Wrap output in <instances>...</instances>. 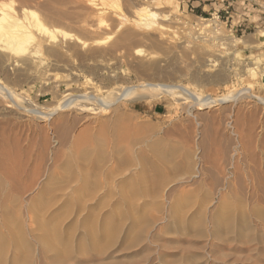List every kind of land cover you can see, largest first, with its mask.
I'll return each instance as SVG.
<instances>
[{"label":"bare ground","instance_id":"bare-ground-1","mask_svg":"<svg viewBox=\"0 0 264 264\" xmlns=\"http://www.w3.org/2000/svg\"><path fill=\"white\" fill-rule=\"evenodd\" d=\"M15 1L16 0H12L11 3H7V1H0V54H6L8 63L10 64L11 62V64L18 69L21 66L26 67L28 65V63H26L25 61L26 58H29L30 60L37 58L36 56L41 53V50L45 45L49 46L59 43V47H61V44L65 46L66 43L70 42L74 43V45H79L82 49L91 46H103V44L105 45V42L107 40L94 39L95 41L89 42L73 33H69L60 28H57V26L68 25L71 27H77L83 32L90 33L95 29V26L91 24V22H93L92 20L96 18L99 19V16L101 15L100 12L107 13V10L119 9L121 2V0H17L20 2V4L18 6L19 8L15 9L13 6V3ZM36 1H38V3L46 5V10L49 15L48 18H50L53 22L51 26L39 20L37 13L27 7V4L29 2ZM129 2L133 4L143 3V5H141V13L137 20L131 19L134 22L133 28L130 29L125 27V29L127 28V31H125L124 33L121 32L122 34L120 35V38L117 39L116 43L113 42L115 43L114 46H110L111 50H113L114 48V50L118 51L119 48H123L124 46H131V44L134 42H143V45H146V43L150 44L156 51H163L168 59L161 60L153 52L144 55V58L141 59L140 62L141 65L139 71L142 72L144 76H148L150 80H147V82L139 83L136 86L126 87L122 89L117 97H114V99L112 98L113 101L111 99L108 100V98H101L96 95L86 93L84 95H73L72 97L67 98L51 113L44 112L40 109L30 110L31 113L34 114L39 121L48 122L56 114L62 111L64 112L65 110L73 109L75 107L84 109L88 108V102L94 103V105L96 104V106H98V108H101L103 111H108L123 100L135 101L147 97L148 95L152 96L153 94L154 96H156V94H172L176 90L180 91L186 98L191 99L198 104L204 105L206 106V108H210L214 103H219L222 105L228 104L232 98H235V96L231 95V97L227 95L220 98H214L210 95L203 96L200 94H196V92L192 90L191 87H188L186 85H178V83L177 85L169 83H159L158 80L156 81V79H166V77L169 78L170 76L175 74L185 73V70H183L182 68L180 69L179 67L178 69L174 67L173 63H176L180 58H184V60L186 58L190 61V59H192L191 56L198 51L200 52V58H198V61L203 59L202 61L204 62L205 59V61L207 60V62L209 63L205 65V67H207L208 69L204 71L206 73L207 80L209 82L225 81L226 78H228V72H226L227 69L225 70L224 66H226L227 63L231 61L229 58L230 56L228 58L220 56V58L215 59L217 56L215 54V50L212 48L213 41H216V39H218L219 37V41H226V43L223 42V45H225V47H233L235 46L234 40H236L239 44L253 43L251 40H243L241 38L231 39L228 37L223 40L220 36L225 35L226 31L224 30V27L221 25V23L216 20L213 22V24L207 23L203 20L199 21V31H201V33L193 32L191 28L189 32H187L188 30H186V32L176 31L172 26L184 25V23L182 21L181 23L174 18H170V15H167L164 13V11H161L162 6H166V8L175 6L174 0H167L164 2H162V0H129ZM127 19L128 18L126 16L123 17L124 21H127ZM117 24L119 28L120 26L124 25V22H117ZM99 26H103L102 21ZM207 29H212V33L215 36L214 40L206 38L204 33ZM263 36L264 33L262 30H260L257 34V38H262ZM257 38H254V46H256L257 44ZM251 46L253 47V45ZM49 50L51 51V48ZM55 53L61 56L63 55L62 57H64V51L62 50V47ZM69 53L70 52L68 51L67 57ZM102 53H105V51H102ZM141 53V49H137L135 51L136 55L140 56ZM53 54L51 53V55ZM79 54L80 52L78 53V55ZM90 54H87V57H89L88 55ZM95 54L94 56L98 59H100L103 55ZM104 56L105 54L102 58H104ZM236 57L237 55L235 56V58ZM88 59L91 61V58ZM98 59H96V61ZM218 59H222V66L218 71H216L214 68L216 67V62ZM262 60L256 57V60L253 63L254 67L249 69L248 72V86L242 91L238 90L239 94L237 95V97H249L251 99L257 100L264 105V99L253 92V88L257 85L256 80L258 76L261 75L259 73V70H261L260 68L262 65ZM99 63L97 65L95 64V67L91 70L104 72L105 70L108 71L110 69L107 68L108 64H102L104 62H102L101 64ZM191 63L192 64H190V69L192 71L191 74L193 75L192 78H198V75L201 72V65H199L197 61H193ZM1 64L2 63H0V68L2 67ZM5 65H7V63ZM87 67L90 68L89 66ZM73 70H75V68H71V71ZM236 70H239V68ZM79 72L81 71L77 70L76 73H72L71 75H75L77 77ZM236 73H239L241 75L240 72L236 71ZM245 73H247V70ZM245 78L247 77L244 76L243 81H245ZM239 80L243 82L242 79ZM89 81H91V79ZM0 90L4 93L3 96L9 98L12 103H16L12 91L9 88L3 86L2 83H0ZM107 91L108 90H105L104 92ZM238 91L236 90V92ZM90 108L88 110H90ZM98 108L95 107V109ZM125 115L127 114L124 113V115H122L124 116V120L128 119ZM248 118L239 119L240 125L242 123L241 121H247ZM120 120L121 118L112 119L113 123H117ZM125 122V124L128 125L127 121ZM109 123L110 120L108 119L101 121L100 124L103 130ZM123 123L124 122L120 123V126L123 125ZM122 127L124 129V125ZM86 128H84V130ZM91 129L92 128H87V132L86 130H83L84 136L86 134L90 135V133L88 132ZM134 132H137L136 134L138 135V133H140L141 131ZM62 133L63 134L61 135V139L63 141H66L68 132L64 131ZM80 133L83 134L82 132ZM119 133V130L118 132H113V135L109 136V138L112 137L113 141L115 142H127L128 139L125 136L126 132L122 137H120ZM147 133L150 134L147 135ZM89 135H86V137L88 136L89 138L91 136ZM155 135V133L151 132V128H147L145 140L140 139L138 141H133V138H129L130 142L131 140L133 141L132 143H130L132 145H130L129 147L118 145L114 147L111 144L114 147L112 153L108 152L105 139L103 137H99L97 135L94 136L96 140L92 139V141L94 140L97 142V144L95 143V147H93L94 145H92V143L94 142H92L91 139H88V141L92 142V147L91 145L87 144L83 145V142H80L81 138L83 141L84 136L81 137L82 135H79L76 138L74 137L75 139L71 144L75 145V143L79 144L80 142L83 146L77 149L76 153L74 152L75 155H72V158L75 156V158L79 160L78 169L76 170V172L74 171L73 165L76 162H73L71 158H68L67 162H64V164L62 163V167L61 165L59 166V168L61 167V170L63 169L66 172V176L64 177H58L60 173L57 175V173L53 171H51L53 173H48V167L43 172L42 164L38 166L35 165V167L29 169L27 175L19 176V174V177H16L12 172L14 164V156L12 155L14 154H12L10 149L7 148L5 150V160L3 161L2 158H0V264H36V259H38L39 257H41L45 261V264H67V260L70 256L72 257V255L74 254L84 255L85 253L89 252L99 257V261L91 264H121L120 262H122L123 258H118V253L146 243L149 241V239H153L152 242H154L155 244H159L162 242L163 237L167 238L166 236H168L169 238L180 236L182 239L187 240L188 245L189 247H191V249L196 246L195 243L193 244V240H205L204 242H209L210 239L219 241L220 243H222V245L227 244V246H230L233 243H237L238 245L240 244L239 246H245L256 243L257 241H259L260 243H264V230L257 231V227H255L254 225L255 222L253 223V220L256 219L257 221L262 223V225L264 224V201L260 199L258 194V190H260L259 185L261 183L259 181L261 177H258V175H254L253 177L251 175L253 179V181L251 182H253V184L250 186V189L245 196L242 193L233 192V189H231L232 186L230 187V185L227 187V189L225 187V192L220 195V199L219 201H217L218 205L215 208L199 209L201 208L200 206L199 208H197L198 212L193 211L195 212L194 215L192 214L193 216H189V212L187 215L185 214L187 212L183 213L179 210H169L171 211V214L167 218L168 224L160 228V230L156 234L154 233L155 235L153 234V237L150 238V230L154 228V225H156L158 219L155 218L157 221L155 219L153 220V215H151V218H148V216L146 217L148 213L146 215L145 213H143L145 212V207L138 206V203V205L135 204L136 202L134 203V200H132L133 197L136 198L140 195V197L137 198H139V201H141V195H156L160 193L163 199L162 202H160L162 207L160 208V206L158 205V199V203L156 202V205H158L160 208H158L157 210H160L159 212H161V210L163 211L166 209L165 204L171 203L168 199L167 192L170 190V188L173 187L172 183L176 181L177 187L179 188L183 184L190 182L192 179L194 180V178H199L198 175L200 172L196 152H194L190 148L182 149L181 147H179V145L166 140L167 138L165 139L162 137H155ZM136 137L137 136H134V138ZM139 137L141 138V134ZM86 140L84 139V141ZM67 144L69 143L67 142ZM111 160H113V163L111 162L112 165L109 164ZM21 168L22 166L20 167V169ZM20 169L18 170L19 172ZM258 169L256 170L257 172ZM26 171L27 169L25 168L24 173H26ZM170 180L171 182L168 183ZM175 191H178V189H176ZM207 194L208 195L205 196V198L207 197V199H209L208 197H210L211 194ZM26 195L28 197L30 196L29 199H27L28 197H25ZM107 195L108 197H110V199L108 198L109 201H106L107 198H104L105 200H103V197H106ZM115 197L117 198L116 200ZM208 201L209 202H205L207 205H210V203L213 204L214 199L211 197ZM190 202L191 201L188 199L187 203ZM113 204H120L124 207L121 209L115 207L113 208ZM136 205L138 207H135ZM54 206H57V213L61 211L63 212V210H65L64 213L66 215V219L63 220H65L64 222L69 220L70 223H68L70 224V226L68 227L71 228H63V224L59 223L61 225L58 226V224H55L51 231L48 229V223L52 224L51 221H58V217L60 216H55L57 213H53V215H55H50V217L48 218V208H53ZM203 206H205V203L203 204ZM153 207L157 206H155L154 204ZM23 215H27L29 222H27L26 219L23 220ZM48 219L50 220L48 221ZM65 224L67 225V223ZM60 241L61 244L63 243V246L60 244ZM57 242H59V244L63 248H61V246L58 245ZM167 244L177 246L183 245V243H181L178 238L172 240L169 239ZM160 245H162V243ZM162 246H164V243ZM120 247H122L123 249ZM165 247H167V245ZM212 247H214V245H211L210 248ZM49 254H53L54 256H49ZM115 254L117 256H115ZM222 254L224 255V253ZM161 255V258L164 259L162 253ZM177 256L176 258L180 260H193L192 262H194V259L197 260L198 258L197 254L190 252L185 255ZM84 257L85 256H83V258ZM78 258L75 260H78ZM173 260H175V258ZM74 261L70 260V262Z\"/></svg>","mask_w":264,"mask_h":264},{"label":"rangeland","instance_id":"rangeland-1","mask_svg":"<svg viewBox=\"0 0 264 264\" xmlns=\"http://www.w3.org/2000/svg\"><path fill=\"white\" fill-rule=\"evenodd\" d=\"M0 1H5V2L7 1V3L12 2V0H0ZM164 1L167 0H162V2ZM174 3L175 6L173 7L166 8V6H162L161 11H164L165 14L170 15V18L172 19L174 18L175 20H178L180 22L182 21L184 23V25L172 26L174 27L173 29L181 32L184 31L186 32V30H188L187 32H189L191 28L193 32L201 33V31H199L200 29L199 21H202L201 18L206 19L207 23L213 24L215 20H213L212 15L214 11H218L220 8V6L217 5H213V9L211 10L209 7H207L206 11L200 16L192 12L190 8L187 7L186 1L184 2L183 0H174ZM19 4L20 2L16 0L13 3L14 8L15 9L19 8L18 7ZM233 4L236 8L239 7L246 8L245 11L248 10L249 13L253 12L252 16L254 15L255 16L252 18V20L255 22L258 20L257 17L258 12L261 11L260 12L261 14L259 15H262V13H264V0H256V1L236 0L233 2ZM141 5H143V3L133 4L130 3L129 0H121L119 9L107 10V13L100 12L101 13V15L99 16L100 18L98 19L95 17L96 19L92 20L93 22H91V24L95 26V29L93 28L94 31L90 33L83 32L77 27H71L68 25L57 26V28H60L69 33H73L89 42H93L96 39L107 40L105 42V45L103 44V46L102 45L91 46L82 49L79 45L77 46L76 44L74 45V43L68 42L66 43L67 45L65 44V46L61 44L62 50L64 51V57H62L63 55L61 56L55 53L57 50L61 48L59 47L60 46L59 43L53 44L54 46L49 45L50 47L48 45H45L42 48L41 53L38 56H36L37 58L31 60L29 58H26L25 60L26 63H28V65L29 64L31 65L29 66L27 65L26 67L21 66L19 67V69L13 66L11 62L10 64L8 63L6 54H0V63H2L1 64L2 67L0 68L1 71L0 83H2L3 86L9 88L12 91V93L14 94V100L16 102V103H12L9 100V98L3 96L4 93L0 90V158H2V160L4 161L6 158L5 150L7 148L10 149L11 153L14 154L12 155L14 156L13 157L14 164H13V168L12 167L11 168L13 169L12 172L16 177L27 175L29 169L35 167V165L38 166L41 164H42L43 172L48 167V173L56 172L57 175L60 173L58 177H62V176L64 177L66 176V172L63 169L61 170L60 168L62 167L64 162L68 161L67 160L68 158H71L73 162H76L73 165L74 171L76 172V170L78 169L79 160L76 159L75 156L73 157L74 158L73 159L72 155H75L77 149H79L82 146L81 145L82 142L83 145L84 144L91 145V143L94 142L92 143V145H94L93 147H95L97 142L94 141L96 140L94 136L97 135L99 137H103L105 139V143L107 146L106 148L108 149V152L112 153L114 147L117 145L123 147L126 146L129 147L130 145H132L130 143H132L135 140L136 141L140 139L145 140L147 128H151V132L156 134L155 137H162L165 139L167 138L166 140L171 141L176 145H179V147H181L182 149L184 148L192 149L194 152L197 153V161L199 164L198 167L200 168V172L202 175L199 172L200 175V176L198 175L199 178H194V180L192 179L190 182L183 184L184 186L182 185L179 188L177 187L176 181L172 183L173 187L170 188L169 191L170 192L175 191L176 189H178V191L171 193L169 191L167 192L168 199L171 203L165 204L166 209L163 211L161 210L162 214L161 212H159L160 210H157L159 206L160 208L162 207L160 202H162L163 199L160 193L156 195H143V196L141 195L140 198L142 199L141 201H139V198H137L140 197V195L137 196L136 198L133 197L132 199L134 200L133 201L134 203L136 202L135 204L137 203L139 204V205L137 204L138 206L145 207L144 209L145 212L143 213H145V215L147 213L150 214V215L147 214L146 217L148 216V218H151L152 217L151 215H153L154 217V218L152 217L153 220L155 218L158 219V221L155 219L158 222V224L156 222L154 228L150 230L151 236L150 235L149 236L151 238L153 237L154 233L156 234L160 230V228L168 224L167 218L171 214V211L169 210H174V211L179 210L182 211L183 213L187 212L185 213L187 215L189 212V216H191L192 214L194 215L195 212H198L197 208H199L200 206L201 208L199 209L215 208L218 205L217 201H219L220 195L225 192L224 190L225 187L227 189L229 185L230 187L232 186L231 189H233L232 190L233 192L235 193L239 192L244 194L245 196L248 190L250 189V186L253 184V182L251 181H253L252 177L254 175L255 176L258 175V177H261V179L259 180L261 183L259 185L260 190H258V194L260 199L264 201V161H263L264 160V105L258 102L257 100L251 99L249 97H243V96L237 97L239 91H242L248 86L247 85L248 84L247 82L249 81L248 72L249 69L254 67L253 63L255 62L257 57L263 60L260 68L261 70H259V73L261 75H259L256 80L257 85L255 84L256 86L253 88V92L264 99V58H262L264 57V36L262 38L259 37L257 38V34L259 33L260 30L263 31V28L257 29L256 31L253 30L248 31L245 34L237 31L235 26L237 23L236 20L234 22H231V20H229L228 25L226 26L224 24L226 22V19L221 14L220 23L224 27V30L226 31L225 35L220 36L223 40L226 39V37H228L231 39L233 38L234 39L241 38L243 40L248 39L253 42L250 44H239L236 40H234L235 46L225 47V45L223 44L226 43V41L225 42L222 40L219 41L220 39L219 37L218 39H216V41H213V44L215 45L212 44V48L215 50V54L217 56L215 59L220 58V56H224L225 58H228L230 56L229 58L231 61L228 62L226 66H224V69L225 70L227 69L226 72H228L227 75L228 78H226L225 80L227 82L225 81H221L222 83L209 82L207 80L206 73L204 71L208 69L207 67H205V65H207L208 62L207 60L205 61V59H204L205 63L202 61L203 59L202 60L199 59L201 62L198 61V58H200V52L198 51L191 56L192 59H190V61L187 60L186 58L185 60L184 58L183 59L180 58L179 60H177L176 63H173L174 67L178 69L179 67L180 69L182 68L183 70H185V73L175 74L170 76L169 78L166 77V79L165 78L156 79V81L158 80L159 83H169L176 85L178 83V85L179 84L184 86L186 85L188 87H191V89L194 90L196 94H200L203 96L210 95L214 98H220L222 96H227V95L229 97L235 96V98H232L228 104L222 105L219 103H214L211 105L210 108H206V106L198 104L195 101L186 98L180 91L176 90L172 94L169 93L161 94V95L156 94V96H154L153 94L152 96L148 95L147 97L135 101L123 100L120 101L115 106H113L108 111H103L101 108H98L96 104L94 105V103L88 102L87 104L88 108L84 109V108L75 107L73 109L65 110L64 112L62 111L56 114L48 122L39 121L36 118V116L31 113L30 110L40 109L44 112L51 113L67 98H70L73 95H84L86 93H90L91 95L93 94L101 98H108V100L111 99L113 101L114 97H117L122 89L126 87L136 86L139 83L147 82V80H150L148 76L147 77L146 75L144 76V74H142V72L139 71L141 65L140 64L141 59L144 58L143 57L144 55L153 52L158 56L159 59L167 60L168 57H166V54L163 51L160 50L156 51L152 48L150 44L146 43V45H143L142 44L143 42L141 43L134 42L131 44V46L126 45L127 47L124 46L123 48H119L118 51L114 50V48L113 50H111V47L114 46L117 39L120 38V35L125 31H127L126 30L127 28L130 29L133 28L134 22L131 19L137 20V18L141 13L140 12V10L142 9ZM27 7H29V9L36 12L38 15V19L41 20L43 23L49 26L53 24L51 19L48 18L49 15L46 10L45 4L38 3V1L29 2L27 4ZM124 16L128 18L127 21L123 20ZM262 16L264 17V14ZM101 21L103 24L102 27L99 26L101 24ZM121 21L124 22V25L118 28L117 22L121 23ZM125 27L127 28L125 29ZM212 32H213L212 29L206 30L204 34L207 39L209 38L212 40L215 39V36ZM254 38H257L258 40L256 41L257 43L256 46H254L255 45ZM217 43L219 46L217 45ZM251 45H253V47ZM50 48L51 51L49 50ZM137 49L142 50L140 56L135 54V51ZM245 49H248L249 51L245 53L244 52ZM68 51L70 52L69 53L70 55L68 54L67 57ZM102 51L103 52L105 51V53H102ZM79 52L80 54L78 55ZM51 53L54 54L51 55ZM87 54H90L88 55L89 57H87ZM94 54L95 55L105 54V56L107 57L104 56V58H102L103 57L102 55L101 58L99 57L101 59L100 60L96 58ZM113 54L116 56H114ZM236 55L237 57L235 58ZM69 56L71 57V59ZM162 57H164L165 59ZM88 58H91V61ZM96 59L98 60L96 61ZM84 60L85 61L87 60L88 63L87 61L85 62ZM221 60L222 59H218L216 62V67L214 68L216 71H218L222 66ZM193 61H197V63L201 65V72L198 75V78L200 77L199 82H198V78H192L193 75L191 74L192 71L190 69L191 66L190 64H192L191 62ZM6 63L7 65H5ZM98 63L99 64L102 63L104 65L108 64L107 68L110 69L108 71L105 70L104 72L91 70L95 67V64L97 65ZM56 65H60V66H56ZM87 66H89L90 68H88ZM71 68H75V70L71 71ZM238 68L239 70H236ZM77 70L81 71L79 72L77 77L75 75H71L72 73H76ZM246 70L247 73H245ZM236 71L240 72L241 75L239 73H236ZM107 72L111 74H108ZM244 76L247 77L245 78V81H243ZM88 79L89 80L91 79V81H89ZM239 79H242L243 82H241V80ZM105 90L108 91L104 92ZM199 90L202 91L200 92ZM236 90L239 91L236 92ZM95 107L98 109H95ZM89 108L90 110H88ZM124 113L127 114L125 115L128 118L126 120H124L123 119L124 116H122L124 115ZM89 116L92 118H90ZM240 117L242 119L248 117L249 118L247 119V121H241L242 123L240 125V120H239L241 119ZM114 118H121V120L117 123L114 121L115 123H113L112 119ZM107 119L110 120V123L108 124L109 126L107 125L103 130L100 123L101 121ZM121 121L124 122L123 123L124 129L122 127L123 125L120 126V123H122ZM125 121H127L128 125L125 124L126 123ZM86 127L92 128L88 132L90 133L91 136L89 134H86L87 132ZM84 128H86L85 134L89 135L90 136L89 138L88 136L86 137V135L84 136V132H83ZM118 130L120 132L119 133L120 137L124 136L126 132L125 136L128 139L127 142H123V141L115 142L113 141L112 137L109 138V136L113 135L112 134L113 132H118ZM64 131L68 132L66 141H63L61 139V135L63 134L62 132ZM134 131H138L140 133H138L137 135L136 134L137 132ZM80 132H82L83 134H81ZM140 134H141V138L139 137ZM148 134L150 133H147V135ZM79 135L80 136L82 135L81 137L84 136L83 141L81 138L80 140L81 143L80 142L79 144L75 143L76 146L71 144L73 143L74 139ZM134 136H137L138 138L137 137L134 138ZM129 138L130 139L133 138L132 139L133 141L131 140L130 142ZM84 139L87 140L84 141ZM88 139L89 140L91 139V141L92 139L94 140L91 142L88 141ZM67 142L69 144H67ZM112 142L115 144H113ZM18 150L20 151V154ZM17 154H19L20 156ZM2 155L4 156V158ZM111 162L113 163V160L110 161L109 163L110 165H112ZM60 165L61 167L59 168ZM21 166L22 168L20 169ZM18 168L20 169V172L18 171L19 170ZM25 168L27 169L26 173H24ZM257 169L259 173L256 171ZM170 182L171 180L168 183ZM183 188L186 190H184ZM207 193L211 194V196L208 197L209 199L211 197L214 199L213 204L211 203L210 205L206 204V202H209L208 201L209 199H207V197L205 198V196L208 195ZM25 197L27 198L28 196L26 195ZM29 197L27 199H29ZM104 198H107L106 201L107 200L109 201L110 199L108 195L106 197H103V200H105ZM116 199L117 198L115 197V200ZM188 199L191 201L190 203H187ZM203 201L205 203V206H203L204 204ZM156 202L158 203L159 206L156 205ZM153 203L157 207H153L154 206ZM114 205L115 204L112 205L113 208L115 207L121 209L124 207L123 205L120 204H117L115 206ZM137 205L135 207H138ZM51 207L48 208L49 211L48 218L50 217V215L52 216L53 213L56 214L58 211V209L56 208L57 206H54L53 208ZM61 212H58L56 215L54 214L55 216L60 215L58 217L59 218L58 221L55 222L51 221L52 224L48 223V229L50 231L53 229V226L55 224H58V226L63 224L62 225L63 228L64 227L71 228L68 227L70 226L69 220L66 222H64L65 220H63L66 219V215L64 213L65 210H63L62 212L64 215ZM22 218L23 220L26 219L27 222H29L27 215H23ZM49 220L50 219H48V221ZM65 223H67V225ZM253 223L255 227H257L256 228L257 231L264 230V224L262 225V223H260L256 219L253 220ZM166 237L167 238L163 237L161 242L162 245L164 243V246L160 245L161 243L155 244L154 242H152L153 239H149V241L146 243H143L136 247H132L131 248L132 250L131 249L124 250V252L118 253L117 254L118 258L120 259L123 258L122 262L120 263L121 264H164V263L165 264L166 263L167 264H264V243H260L259 241L257 242L255 241L256 243H252L245 246L242 245L239 246L240 244L238 245L237 243L231 244L232 246L230 244H229L230 246H227V244L222 245V243H220L219 241H214L210 239L209 242H204L205 240H198V241L191 240L193 244L195 243L196 245L194 248L191 249V247H189L188 245L187 240L182 239L180 236H177L175 238L172 237L169 238L168 236ZM176 238H178V240L181 243H183V245L177 246V245L167 244L169 239L172 240ZM57 243L58 245H60L61 241L60 244L59 242ZM61 245L63 246V243ZM166 245L167 247H165ZM211 245H214V247L210 248ZM62 246L61 248H63ZM189 252L197 254L198 255L197 260L194 259V262H192L193 260L184 261L176 258L177 255L181 256ZM161 253L163 254L164 259L161 258L162 256ZM204 253L205 254L207 253L206 255L208 257ZM222 253H224V255ZM51 255L54 256L53 254H49V256ZM117 255L115 254V256ZM221 255H223L224 257ZM83 256L85 257L83 258ZM96 257L97 256L94 255L93 253L91 254V252L85 253L84 255L74 254L72 255V257L70 256L69 259L71 261H74L77 258L78 260L79 259L80 260L79 261L75 260L77 262L76 263L75 261L70 262V260L68 259L67 264H80L81 262L84 264L86 262H87L86 264L96 263V261H99V257L97 258ZM174 258L175 260H173ZM41 262L42 263L44 262L43 264H45V261L41 257L36 259V264H40Z\"/></svg>","mask_w":264,"mask_h":264},{"label":"crops","instance_id":"crops-1","mask_svg":"<svg viewBox=\"0 0 264 264\" xmlns=\"http://www.w3.org/2000/svg\"><path fill=\"white\" fill-rule=\"evenodd\" d=\"M184 2L186 1L187 2V7L190 8V10L194 13H196L197 15H202L205 11H206V8L209 7L210 10L213 9V5L209 4L206 2V0H183ZM221 9V7L219 8ZM246 8H236L234 6V4H231V10H230V13H229V16H227L225 13H222V15L224 16V18L226 20H231V22H234L235 20L237 21L236 23V29L237 31L243 33L245 30H239L238 29V25L240 23V18L243 17V15H251L253 14V12H250L247 10L245 11ZM261 11L258 12V20L255 22H252L250 20L249 23H246L244 26L246 28H248V31H256L257 29H260V28H263V31H264V17L262 16L264 13H262V15H259L261 14L260 13ZM255 16V15H254ZM252 16V18L254 17ZM246 30L245 33L248 32ZM243 33V34H245ZM249 35V34H248ZM247 51H249L248 49H245L244 52L246 53Z\"/></svg>","mask_w":264,"mask_h":264},{"label":"built area","instance_id":"built-area-1","mask_svg":"<svg viewBox=\"0 0 264 264\" xmlns=\"http://www.w3.org/2000/svg\"><path fill=\"white\" fill-rule=\"evenodd\" d=\"M234 1H236V0H206V2L211 4V5H217V6L221 7V9H219L218 11H214V13L212 15L213 20L220 22V18H221L222 13H225L227 16H229V13L231 10V4H233ZM201 20L207 21L206 19H202V18H201ZM250 20L252 22H254L252 20L251 15H243V17L240 18V23L238 25V29L239 30H245L243 33H245L246 30L248 31V28H246L244 25L246 23H249ZM224 24L227 26L228 20H226V22Z\"/></svg>","mask_w":264,"mask_h":264}]
</instances>
